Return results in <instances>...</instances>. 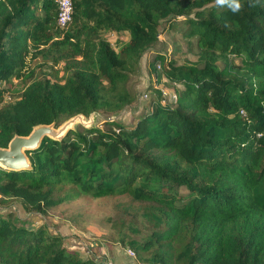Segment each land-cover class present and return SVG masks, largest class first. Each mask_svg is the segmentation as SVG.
Returning <instances> with one entry per match:
<instances>
[{
	"label": "trees",
	"instance_id": "1",
	"mask_svg": "<svg viewBox=\"0 0 264 264\" xmlns=\"http://www.w3.org/2000/svg\"><path fill=\"white\" fill-rule=\"evenodd\" d=\"M70 2L60 28L55 0H0V147L35 125L110 115L44 137L28 169H0V203L43 213L124 195L152 207L135 249L149 264H264V0ZM177 20L196 60L149 62L175 100L156 91L132 122L111 119L134 102L129 80L162 24ZM112 33L127 39L114 48ZM0 264L98 263L0 213Z\"/></svg>",
	"mask_w": 264,
	"mask_h": 264
},
{
	"label": "rangeland",
	"instance_id": "2",
	"mask_svg": "<svg viewBox=\"0 0 264 264\" xmlns=\"http://www.w3.org/2000/svg\"><path fill=\"white\" fill-rule=\"evenodd\" d=\"M163 23L157 43L141 58L128 83L134 102L125 108L120 117L111 119L132 122L133 114L144 112L149 103L159 98L156 91L172 94V87L158 80L150 71L149 62L155 55L170 59L176 64L196 60L197 49L182 37L184 26L181 20L171 26ZM114 48L127 39V34H106ZM161 97V96H160ZM162 101V97H161ZM110 114L97 112L96 125ZM152 209L146 203L135 202L128 196L104 198L80 197L73 201L45 209L43 213L24 210L21 205L9 200L0 203V213L12 214L30 228L44 224L49 230L63 236L66 247L93 259L98 264H149L146 258L138 256L135 249L150 234L151 228L144 214ZM131 251L133 255H129Z\"/></svg>",
	"mask_w": 264,
	"mask_h": 264
},
{
	"label": "water",
	"instance_id": "3",
	"mask_svg": "<svg viewBox=\"0 0 264 264\" xmlns=\"http://www.w3.org/2000/svg\"><path fill=\"white\" fill-rule=\"evenodd\" d=\"M97 113L92 112L88 116L77 114L63 120L57 126L51 124H39L32 127L25 136L14 135L5 148L0 147V169L19 171L30 167L26 152L37 148L44 137L51 140H61L69 131L77 127L92 129L96 127Z\"/></svg>",
	"mask_w": 264,
	"mask_h": 264
},
{
	"label": "built area",
	"instance_id": "4",
	"mask_svg": "<svg viewBox=\"0 0 264 264\" xmlns=\"http://www.w3.org/2000/svg\"><path fill=\"white\" fill-rule=\"evenodd\" d=\"M55 3L58 8V13H57V25L60 28H63L66 26V24L70 21L71 18V13H72V6L70 0H55ZM157 70H160V66H156ZM175 100V94H165L162 92V103H167V102H173ZM129 255H133L131 251H128ZM104 264H111L110 261L105 262Z\"/></svg>",
	"mask_w": 264,
	"mask_h": 264
},
{
	"label": "clouds",
	"instance_id": "5",
	"mask_svg": "<svg viewBox=\"0 0 264 264\" xmlns=\"http://www.w3.org/2000/svg\"><path fill=\"white\" fill-rule=\"evenodd\" d=\"M239 7V4L237 3V4H234L233 5V10H235L236 8H238Z\"/></svg>",
	"mask_w": 264,
	"mask_h": 264
}]
</instances>
